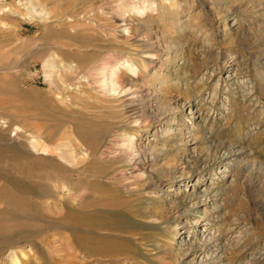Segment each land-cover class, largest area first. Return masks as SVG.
Here are the masks:
<instances>
[{"label":"rangeland","instance_id":"obj_1","mask_svg":"<svg viewBox=\"0 0 264 264\" xmlns=\"http://www.w3.org/2000/svg\"><path fill=\"white\" fill-rule=\"evenodd\" d=\"M14 257L264 264V0H0Z\"/></svg>","mask_w":264,"mask_h":264},{"label":"bare ground","instance_id":"obj_2","mask_svg":"<svg viewBox=\"0 0 264 264\" xmlns=\"http://www.w3.org/2000/svg\"><path fill=\"white\" fill-rule=\"evenodd\" d=\"M227 1V0H226ZM146 11H148V6H147V4H145V5H143V6H140L139 8H137L136 10H135V14L136 15H138L139 13H143V12H146ZM141 15V14H140ZM139 15V16H140ZM114 65V64H113ZM112 65V66H113ZM108 66V65H107ZM111 66V67H112ZM109 67V66H108ZM110 67V68H111ZM101 68V67H100ZM111 69H113V68H111ZM105 70H107L106 68H105ZM108 70H109V68H108ZM107 70V71H108ZM110 71V70H109ZM105 84V83H104ZM108 84V83H107ZM108 87L111 89H109L110 91H115V87L112 85V84H108ZM178 103V101L177 100H173L172 102H169V103H167V105H169V107L171 106V104L173 105V104H177ZM185 107H186V111L187 112H189V108H191L192 106L191 105H189V106H187V105H185ZM164 109V108H163ZM178 112H180L179 111V109H178ZM178 112L175 114H171V113H169L168 111H166L165 113H163V120H167V121H170V120H173V121H176L177 120V117H176V115L178 114ZM180 121H181V126H184L185 125V121H184V118H180ZM171 125H175V123H169L168 122V124H167V126L169 127V126H171ZM131 149H133V144H131ZM191 170V169H190ZM174 183L176 182V180H174L173 181ZM193 201V200H192ZM202 201H205V199L204 200H202ZM202 201H199L198 203H196L195 205H194V207H197V206H199V204L200 203H205V202H202ZM185 203V202H184ZM184 203H175V205L177 206V205H180V210H183V206H184ZM193 204V203H192ZM194 209V208H193ZM195 212H196V210H195ZM181 213V212H180ZM196 216H197V214H195ZM13 260H15V263H17V264H19V259L17 258V257H14V259ZM206 263V262H205ZM204 263V264H205Z\"/></svg>","mask_w":264,"mask_h":264}]
</instances>
